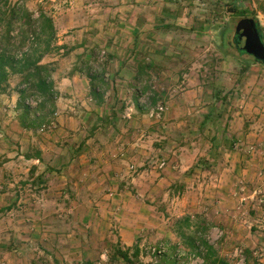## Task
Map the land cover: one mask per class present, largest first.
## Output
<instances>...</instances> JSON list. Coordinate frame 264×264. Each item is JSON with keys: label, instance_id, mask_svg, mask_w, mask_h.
I'll return each instance as SVG.
<instances>
[{"label": "rangeland", "instance_id": "1", "mask_svg": "<svg viewBox=\"0 0 264 264\" xmlns=\"http://www.w3.org/2000/svg\"><path fill=\"white\" fill-rule=\"evenodd\" d=\"M155 1L170 4L168 18H176L174 13L181 18L180 24H169L167 28L176 26L174 32L184 44L175 34L174 38L167 35L162 40L170 48L164 46L162 53L171 55L165 61L179 62L184 69L155 66L158 73L145 75L131 93L118 94L112 88L111 76L104 73L107 58L99 62L98 52L84 64L87 57H75L79 66L85 67L84 78L91 89L78 95L59 92L55 108H44L45 120L34 122L36 114L32 108L25 126L23 110L18 107L22 75L12 74L9 78L8 93L1 95L7 100L0 105V164L24 163L23 168L12 173L16 181L38 175L36 178L52 183V189L39 186L41 194L52 195L50 211H56V236L72 237V241L61 243L59 237L47 232L52 230L42 227L50 223L42 217L41 233L36 236L38 248L32 244V250L26 254L27 264H95L104 251L113 264H148V245L164 241L170 250L175 245L190 249L192 227L200 220L210 225V243L220 257L236 264L234 251L241 248L246 256L244 264H264V63L231 45L236 25L244 18L232 10V0ZM42 3L0 0V15L4 19L0 33L6 31L8 20L11 21L12 49L18 54L38 37L34 24L42 12ZM236 5L252 12L250 17L259 23L264 36V0H237ZM14 7L22 12L12 16ZM25 13L30 15L33 27L23 23ZM23 30L31 36L22 45ZM59 40L57 36L53 38L50 51L42 59L54 81L69 71L65 66L61 75L56 71L57 58L67 54L58 48L63 45ZM178 51H184L185 58ZM90 63L97 64L100 73L94 74ZM93 83L100 88L98 99L92 95ZM30 93L29 102L42 100L40 95ZM134 93L138 95L136 101ZM146 103H162L167 110L161 119L150 118ZM129 104L134 105L135 112L131 120H125L122 113ZM121 134L129 135L125 138ZM214 137L216 142L212 144ZM132 144L139 151L133 150ZM38 151L43 154L37 164L41 168L25 170L33 165ZM200 158L209 159L210 168L191 171ZM163 161L166 164L160 168ZM1 177L7 179L8 175ZM89 179L104 185L96 202L81 194V186L74 184ZM241 184L244 191H240ZM32 187H27L28 192ZM242 195L248 198L242 200ZM119 199L145 215L144 219H136L139 257L134 255L135 247L122 248L110 235L116 229L110 220L113 214H100L113 207V211H118ZM62 212L63 216L58 217ZM185 217H190L192 227L184 226ZM234 225L238 228L234 229ZM166 229L174 234V240L163 234ZM118 249L128 252V258L118 254ZM158 264L179 263L171 254L160 258Z\"/></svg>", "mask_w": 264, "mask_h": 264}, {"label": "crops", "instance_id": "2", "mask_svg": "<svg viewBox=\"0 0 264 264\" xmlns=\"http://www.w3.org/2000/svg\"><path fill=\"white\" fill-rule=\"evenodd\" d=\"M39 1L44 2V4H41V11L48 13L53 19L56 36L60 39L59 43L71 48L65 56L57 58L59 60L57 73L61 75V72L64 71V66L65 68L68 67L69 70L64 75L58 76V79L54 81L55 89L61 94H63V91L68 93L76 92L77 95L79 92L84 91V94H86L85 92L91 89L90 82L85 81L84 78L85 67L79 66L77 59L87 57L84 62V64H87L100 50L106 51L107 62L104 73L107 76H111L112 88L118 94H123V92L131 93L135 86L141 84L140 80L145 75L158 73L159 70H154L153 68L155 66L185 68L182 65L180 66L179 62L165 61L164 59L170 58L171 55L164 56V53H162L164 46L170 48L167 45V41L165 42L162 39H167V35L173 37L175 34L174 27L176 26H171L169 29L167 26L169 24H180L179 21L181 20L178 13L173 14L175 17L177 14L176 18H168L167 6H170L168 3L155 0ZM175 36L177 40L184 44L183 40H180V35L175 34ZM178 53L181 54L180 57L182 59L185 58L184 51H178ZM75 57L78 58L75 59ZM182 59H179V61ZM167 71L169 72L170 70ZM88 84L89 88H87ZM64 94L66 95V93ZM89 95L91 96V93ZM137 96L136 93L133 94L135 101ZM3 100L6 101L7 99H3V96H0V105ZM57 103H59V100H57ZM128 135H122L121 137L126 138ZM131 146H133V150L139 151L135 149L134 144ZM40 156L43 157V154L40 153ZM33 157V165L29 166V168L25 167V170L37 171L41 168V166L37 165L40 159L37 156ZM23 165L24 163L15 164L14 162L0 164V187H2L0 190V264H27L26 254L30 253V249L32 250V244L34 248H38L36 246V236L41 233L39 221L42 217L45 223L50 222L42 225L46 231L52 230L47 231L50 232V235L56 236V230H58V227L53 224L55 222L54 218H57L56 211H50L52 208V203L50 202L52 195L44 196L40 190L41 187L52 189V183L47 181V179L36 178L38 175L26 178L24 181H16L12 173L19 170V167L23 168ZM4 174L8 175L7 179L1 177ZM41 181L43 184H41ZM74 184L81 186V194L85 193L89 200L93 199L96 202L102 196L101 191L104 185H100L97 180H83L82 183L75 182ZM217 185L220 187L221 181ZM28 186H33L29 189L30 192L27 190ZM67 197L70 198L69 196ZM182 200L186 201L185 198H182ZM227 201L230 200L227 199ZM120 202H123V204ZM188 204L189 202L187 201V206H190ZM116 208L119 210L113 211V207V210L99 212L101 216L103 212L113 214L110 220L114 222L116 229L110 235L115 238L117 245L122 248L141 247L138 241L139 235L137 234L139 230L136 219L139 217L144 219L145 215L140 210L133 209L123 199H119V204L116 205ZM64 213L62 212L58 217L63 216ZM91 216L93 217L94 215L92 214ZM99 220L102 225V217ZM230 226L232 227V222ZM233 228H238V226L235 227L234 225ZM95 229L99 232L97 227ZM161 230L162 232L164 231L163 228ZM166 231L163 233L165 236L173 240L176 238L174 234L170 235L167 229ZM56 237H59L58 239L61 243L72 241L70 235L58 234ZM85 241L87 243L88 240ZM90 244H92L91 241ZM87 247L84 246L83 248ZM32 256L34 258L36 253H33Z\"/></svg>", "mask_w": 264, "mask_h": 264}, {"label": "trees", "instance_id": "3", "mask_svg": "<svg viewBox=\"0 0 264 264\" xmlns=\"http://www.w3.org/2000/svg\"><path fill=\"white\" fill-rule=\"evenodd\" d=\"M7 2V1H6ZM237 0H232L234 6H232V10L236 12L239 16H243L244 18L250 17L253 15L251 11L246 8H239L236 5ZM19 10V11H18ZM22 12V9H11L12 16L15 14H19ZM4 19L1 18L0 15V24ZM23 23L28 24L30 27H33L32 19L30 15H23ZM34 27L38 30V37L35 42H32L26 50L21 51L19 54L14 51L13 48V35L11 34L13 30V24L8 20V27L6 31L1 34L0 37V96L8 93L10 88L9 78L12 74H21L22 81L21 85L18 88L19 91V101L18 107L23 110V124L27 125V119L30 116L32 111L31 105L27 103L30 92H34L42 97L41 102L33 109L34 114H36L34 122L39 123V121L45 120V113L43 112L44 108L48 105L55 108V100L59 95V92L55 89L54 80L51 76V70L49 69L48 64L42 63V59L47 55V53L51 49V42L53 38L56 36V29L54 26L53 19L44 13L40 12L39 17L37 18ZM34 29V32H36ZM21 44H26L30 39V34L28 30H23L20 33ZM226 31L223 32L225 36ZM230 42V41H229ZM58 48L66 50V53L71 50L67 45H59ZM242 53H245L244 51ZM91 64V63H90ZM89 69H93V66L89 67ZM94 74H98L100 72L93 71ZM92 78V77H91ZM93 79V78H92ZM99 85L93 83L92 84V95L98 99L99 94ZM209 115L206 116L205 120H208ZM33 122V123H34ZM112 122V121H111ZM35 124V123H34ZM216 138L211 139L214 144ZM213 146V145H212ZM210 154L212 155V147ZM37 157L40 159V151L37 153ZM210 160L206 158H200L196 165L191 167V171H195L196 169L207 170L210 168ZM184 226L192 227L190 217H185ZM183 228V226L181 227ZM193 228L194 235L190 238V249H186L190 253H194L196 255H202L205 260V264L208 261H211L214 264H232L226 258L220 257L216 253L215 246L210 243L209 239V229L210 225L206 220H200ZM179 233V232H178ZM184 233L181 232L180 236H183ZM178 246L175 245L171 250L172 258H174V252L177 250ZM119 253L123 257L128 258V252L122 251L118 249ZM134 255L139 257L141 250L137 246L134 249ZM177 262V259L174 258Z\"/></svg>", "mask_w": 264, "mask_h": 264}, {"label": "built area", "instance_id": "4", "mask_svg": "<svg viewBox=\"0 0 264 264\" xmlns=\"http://www.w3.org/2000/svg\"><path fill=\"white\" fill-rule=\"evenodd\" d=\"M105 59H106V51L100 50L97 56V60L99 62H104ZM98 61H97V64H99ZM97 64L92 63L93 71L99 72L100 69L98 68ZM39 102H41L40 98L36 99L35 101L32 100L31 102L27 100V103L31 105V108H35ZM145 106L147 108L149 117L155 118V119H161L163 114L167 110L166 105L162 103H159L154 106L151 103H146ZM134 112H135L134 105L129 104L124 108L123 113H122V118L125 120H131L133 118ZM165 164H166L165 161H163L160 164V168H163ZM244 190H245V186L241 184L240 191H244ZM256 193L257 191H255V194ZM247 198L248 197H246L245 195L241 196L242 200H246ZM146 252L148 255L151 256V261L148 264H158L159 259L168 255L171 252V250L167 242L161 241L157 244L146 246ZM234 256L237 258L236 264L245 263L246 256H245L243 249L236 248L234 251ZM173 257L177 259V262L179 264H205V260L202 255H196L194 253H190L183 247H178L177 250L174 252ZM95 264H113V263L111 262L108 252L104 251L103 253L100 254L99 260L96 261Z\"/></svg>", "mask_w": 264, "mask_h": 264}, {"label": "water", "instance_id": "5", "mask_svg": "<svg viewBox=\"0 0 264 264\" xmlns=\"http://www.w3.org/2000/svg\"><path fill=\"white\" fill-rule=\"evenodd\" d=\"M241 35L239 46L241 50L252 55L256 60L264 63V39L252 17L245 18L243 25L238 27Z\"/></svg>", "mask_w": 264, "mask_h": 264}, {"label": "flooded vegetation", "instance_id": "6", "mask_svg": "<svg viewBox=\"0 0 264 264\" xmlns=\"http://www.w3.org/2000/svg\"><path fill=\"white\" fill-rule=\"evenodd\" d=\"M246 18V17H245ZM245 18H243L242 20H240L238 23H237V25H236V29H235V32H234V34L232 35V38H231V45L232 46H234V47H236L237 48V50L240 52V53H242L243 52V50H241V48H240V46H239V41H240V37H241V35L239 34V32H240V29H238V27H239V25H240V23H241V27H242V25H243V20H245ZM247 18H249V17H247ZM256 26L258 27V29L260 30V32H261V34H262V30H261V28H260V25H259V23L256 21ZM262 36H263V34H262ZM263 39H264V36H263ZM245 52V51H244ZM246 53V52H245Z\"/></svg>", "mask_w": 264, "mask_h": 264}]
</instances>
